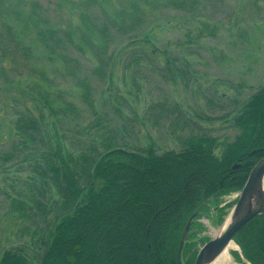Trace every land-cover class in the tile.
<instances>
[{
  "label": "trees",
  "instance_id": "16d2710c",
  "mask_svg": "<svg viewBox=\"0 0 264 264\" xmlns=\"http://www.w3.org/2000/svg\"><path fill=\"white\" fill-rule=\"evenodd\" d=\"M78 1L101 6L98 0ZM169 3L189 14L186 19L202 16L196 0ZM127 4L129 9L124 6L114 13L101 9L99 16L80 11L82 26L61 27L37 1L27 8L25 0H0V76L14 75L9 77L10 86L27 79L26 88H21L26 96L14 98L24 106L15 108V138L9 150L0 151V170L16 168L24 176H13L10 184L5 178L0 195H7L15 219L27 224L20 231L25 227L31 231L29 236L20 235L30 243L4 249L0 264H109L112 260L117 264L125 254L118 256L116 245L125 243L141 255L126 254L123 264H179L185 227L199 210L182 252L184 264H194L197 244L209 241L193 232L197 219L223 195L242 190L252 168L264 157V85L236 108L232 123L240 132L223 144L220 154L216 153L219 139L206 133L182 137V149L162 154L153 147L117 145L119 134L107 125L110 117L96 109L90 76L112 80L123 51L133 53L127 67L139 65L144 54L161 52L153 45L152 28L141 26L150 11L136 0ZM116 36L126 37L127 42L115 48ZM39 46L41 58L49 61L48 70L37 65ZM71 47L88 49L97 64L86 71L81 60L70 54ZM167 53L162 51L169 58ZM16 64L28 69L25 77L15 75ZM69 75L91 112L86 123L82 109L57 82ZM4 84L0 82V87ZM224 215L225 208H219L220 222ZM234 241L247 262L264 264V214L247 223ZM235 256L242 261L238 252Z\"/></svg>",
  "mask_w": 264,
  "mask_h": 264
},
{
  "label": "rangeland",
  "instance_id": "374dc122",
  "mask_svg": "<svg viewBox=\"0 0 264 264\" xmlns=\"http://www.w3.org/2000/svg\"><path fill=\"white\" fill-rule=\"evenodd\" d=\"M35 1L61 27L71 24L82 26L79 13L86 9L91 15L98 16L101 9L111 13L129 9L128 0H98L103 7L96 3L89 6L78 0H25V6L28 8ZM158 1L156 6L149 4L153 0H136L144 10L150 11L141 26H148L149 31L152 28L153 45L161 52L156 56L144 54L140 56L139 65L127 67L133 53L123 51L117 57L112 80L95 74L90 76L96 109L110 117L107 125L110 131L119 134L117 145L139 150L153 147L158 154H162L182 149V137L206 133L219 139L216 153L220 154L223 144L233 141L240 132L232 123L236 108L264 85V0H196V9L202 16L189 19H186L189 14L167 4L170 0ZM152 22L155 23L152 25ZM126 42V37L116 36L113 46L117 48ZM39 48L38 56L41 58L43 51L41 46ZM164 50H168L169 58L162 54ZM70 54L81 60L86 71L97 64L94 55L86 48L71 47ZM41 59H38L37 65L42 69L49 68V61ZM15 66L19 68L15 75L25 77L28 69L21 64ZM60 69L63 74L64 68ZM9 77L15 78L10 74L0 76V82L7 83L0 87V151L9 150L15 138L12 136V121L17 116L15 108H24L14 98L26 96L21 88H26L27 79L20 85L10 86ZM58 80L67 91L68 99L82 109V122L86 123L91 118V112L81 100L74 80L70 75ZM159 104L162 106H157ZM28 106L31 107V103ZM104 137L107 135L104 134ZM18 175L24 176L16 168L0 170V185L5 184V178L10 184L13 176ZM7 190L10 191V188ZM240 192L235 190L223 195L211 211L197 219L193 232L204 240L218 236ZM8 200L6 194L0 195V255L6 248L30 243L28 237L20 235L29 236L31 231L25 230L26 227L20 231L27 224L15 219ZM219 208H225L221 222L216 217ZM128 223L132 229L133 224L130 220ZM47 230L43 231L44 235ZM131 231L135 235L138 233V229ZM116 246H119L118 256L125 254L117 264L127 262L126 254L141 255L140 250H134L126 243ZM202 246L203 242L198 243L197 250ZM235 252L241 255L242 261L236 258ZM230 254L232 259L229 264H251L246 262L242 251L232 249ZM113 263L114 260L109 261V264Z\"/></svg>",
  "mask_w": 264,
  "mask_h": 264
},
{
  "label": "water",
  "instance_id": "95a60500",
  "mask_svg": "<svg viewBox=\"0 0 264 264\" xmlns=\"http://www.w3.org/2000/svg\"><path fill=\"white\" fill-rule=\"evenodd\" d=\"M198 213L199 210L191 216L185 227L178 248L179 264H184L182 252L192 221ZM262 214H264V157L252 168L239 199L225 223V228L218 236L210 239L201 247L194 264L213 263L231 242H235V235L253 218ZM236 250L241 252L240 248Z\"/></svg>",
  "mask_w": 264,
  "mask_h": 264
},
{
  "label": "bare ground",
  "instance_id": "6f19581e",
  "mask_svg": "<svg viewBox=\"0 0 264 264\" xmlns=\"http://www.w3.org/2000/svg\"><path fill=\"white\" fill-rule=\"evenodd\" d=\"M226 225H224L221 229L220 232H218V235L222 232V230L225 228ZM237 245L235 244V242H231L227 248L225 249V251L223 253H221L219 255V257L214 261L215 264H229L231 261V254H230V250L232 249H237ZM213 264V263H211Z\"/></svg>",
  "mask_w": 264,
  "mask_h": 264
},
{
  "label": "built area",
  "instance_id": "2783aa9c",
  "mask_svg": "<svg viewBox=\"0 0 264 264\" xmlns=\"http://www.w3.org/2000/svg\"><path fill=\"white\" fill-rule=\"evenodd\" d=\"M240 194V193H239ZM239 196V195H238Z\"/></svg>",
  "mask_w": 264,
  "mask_h": 264
}]
</instances>
